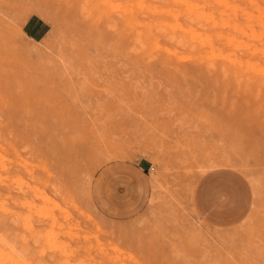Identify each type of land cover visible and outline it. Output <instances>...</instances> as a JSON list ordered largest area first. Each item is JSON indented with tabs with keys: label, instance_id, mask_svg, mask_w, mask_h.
Masks as SVG:
<instances>
[{
	"label": "rangeland",
	"instance_id": "1",
	"mask_svg": "<svg viewBox=\"0 0 264 264\" xmlns=\"http://www.w3.org/2000/svg\"><path fill=\"white\" fill-rule=\"evenodd\" d=\"M263 50L264 0H0V264H264Z\"/></svg>",
	"mask_w": 264,
	"mask_h": 264
},
{
	"label": "crops",
	"instance_id": "2",
	"mask_svg": "<svg viewBox=\"0 0 264 264\" xmlns=\"http://www.w3.org/2000/svg\"><path fill=\"white\" fill-rule=\"evenodd\" d=\"M23 31L33 39L41 38L48 30V23L36 14L23 23ZM243 183L238 175L229 171L206 174L198 181L194 204L197 214L204 221L226 226L242 220L249 209Z\"/></svg>",
	"mask_w": 264,
	"mask_h": 264
},
{
	"label": "bare ground",
	"instance_id": "3",
	"mask_svg": "<svg viewBox=\"0 0 264 264\" xmlns=\"http://www.w3.org/2000/svg\"><path fill=\"white\" fill-rule=\"evenodd\" d=\"M90 2H92V0H89ZM94 1V0H93ZM96 1V0H95ZM105 1V0H104ZM138 1H140V0H138ZM175 1V0H174ZM183 1V0H182ZM250 1V0H249ZM86 2V1H85ZM99 2H101V1H99ZM94 3V2H93ZM98 2H96V4H97ZM138 3V2H137ZM142 3V2H141ZM99 4V3H98ZM225 4V3H224ZM89 5H90V3H89ZM100 5V4H99ZM141 5V4H140ZM143 5V4H142ZM93 8H94V6L93 5H91ZM109 7V6H108ZM92 8V9H93ZM100 8V7H99ZM105 8V7H104ZM103 9V8H102ZM102 9H100V10H102ZM162 9V8H161ZM167 9V8H166ZM188 9V8H187ZM125 10V9H124ZM190 11V10H189ZM257 11V10H256ZM229 13V12H228ZM187 14V13H186ZM200 14V13H199ZM188 15V14H187ZM205 16V15H204ZM263 16V15H262ZM194 17V16H193ZM203 17V16H202ZM196 18V17H195ZM204 18V17H203ZM258 18V17H257ZM133 19V18H132ZM205 19V18H204ZM261 19V18H260ZM227 20V19H226ZM177 21V20H176ZM128 22V21H127ZM223 22V21H222ZM140 24V23H139ZM167 24V23H166ZM229 24V23H228ZM159 25V24H158ZM230 25V24H229ZM253 25V24H252ZM129 26H130V24H129ZM182 26V25H181ZM189 27V26H188ZM229 28V27H228ZM241 28V27H240ZM174 29V28H173ZM172 29V30H173ZM186 29V28H185ZM185 29H184V31H185ZM189 28H187V30H188ZM151 30V29H150ZM160 30H161V28H160ZM192 30V29H191ZM147 31V30H146ZM189 32H190V30H188ZM195 31V30H194ZM195 32H197V31H195ZM194 32V33H195ZM252 32H254V31H252ZM174 33V32H173ZM188 33V32H187ZM194 33L192 32L191 34H190V37L188 36V38H191L193 35H194ZM200 33V32H199ZM198 33V34H199ZM209 34V33H208ZM235 34V33H234ZM261 34V33H260ZM186 35V38H187V34H185ZM206 35V34H205ZM183 36V35H182ZM201 36V35H200ZM199 36V37H200ZM203 36V35H202ZM250 36V35H249ZM262 36V35H261ZM194 37H196V35L195 36H193V38ZM199 37H197V39L199 38ZM186 38H184V39H186ZM188 38H187V40H188ZM205 38V37H204ZM208 38H209V36H208ZM201 39H202V37H201ZM181 40V39H180ZM192 40V39H191ZM191 40H188L189 41V43H190V41ZM195 40V39H194ZM203 40V39H202ZM227 40V39H226ZM184 41V40H183ZM207 41V40H206ZM185 43H186V41H185ZM209 43V42H208ZM191 44V43H190ZM211 44V43H210ZM213 45V44H212ZM205 46V45H204ZM247 46V45H246ZM217 48V47H216ZM215 48V49H216ZM243 48V47H242ZM219 50V49H218ZM262 51V50H261ZM264 51V50H263ZM220 52H221V50H220ZM226 53H228V51H225ZM233 52V51H232ZM253 52V51H252ZM212 54V53H211ZM222 55H223V53H221ZM225 54V53H224ZM230 55V54H229ZM226 56V55H225ZM215 57V56H214ZM227 57H228V54H227ZM235 57V56H234ZM231 59H233V58H231ZM230 59V60H231ZM240 59V58H239ZM242 59V58H241ZM241 61H243V60H241ZM239 63H240V61H238ZM254 62V61H253ZM247 63H249V62H247ZM250 64V63H249ZM249 66V65H248ZM243 68V67H242ZM261 69V68H260ZM258 72H260V71H258ZM262 72V71H261ZM4 158V157H3ZM1 161V160H0ZM29 185V184H28ZM33 185V184H32ZM34 186V185H33ZM31 188V186L29 187V189ZM34 192L35 191H32V195L34 194ZM45 196V195H44ZM22 198V197H21ZM41 198V197H40ZM47 199V198H46ZM1 200V199H0ZM50 200V199H49ZM16 201V200H15ZM27 201H28V199H27ZM1 202H3L2 200H1ZM21 202V201H20ZM24 202V201H23ZM53 202V201H52ZM22 203V202H21ZM33 203H35V202H33ZM41 208H42V206H41ZM6 209V208H5ZM38 209V208H37ZM38 211V210H37ZM40 211V210H39ZM12 212V211H11ZM45 212V211H44ZM38 213V212H37ZM41 213H43V212H41ZM52 214V213H51ZM52 216V215H51ZM53 217V216H52ZM55 219V218H54ZM22 220V219H21ZM56 220V219H55ZM55 220H54V222H55ZM18 221V220H17ZM20 221V220H19ZM58 221V220H57ZM23 222H24V220H23ZM25 224H28L27 222L25 223ZM26 226V225H25ZM69 227V226H68ZM70 228V227H69ZM31 229V228H30ZM38 229V228H37ZM45 233H47L46 231H45ZM59 233V232H58ZM46 235V234H45ZM48 235V234H47ZM44 236V235H43ZM45 237V236H44ZM46 238V237H45ZM38 241V240H37ZM62 241V240H61ZM67 243V242H66ZM35 244V243H34ZM56 245V244H55ZM58 246V245H57ZM61 246V245H60ZM8 250V249H7ZM64 250V249H63ZM71 254V253H70ZM68 256V255H67ZM2 259V258H1ZM80 260V259H79ZM10 261V260H9ZM8 261V262H9ZM64 261V260H63ZM77 263V262H76ZM4 264V263H3ZM9 264V263H8Z\"/></svg>",
	"mask_w": 264,
	"mask_h": 264
}]
</instances>
